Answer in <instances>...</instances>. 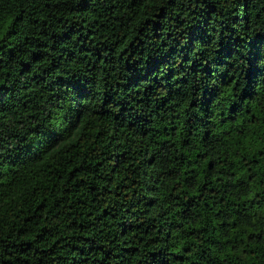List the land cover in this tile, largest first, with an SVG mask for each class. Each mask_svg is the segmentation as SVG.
<instances>
[{
	"label": "trees",
	"instance_id": "obj_1",
	"mask_svg": "<svg viewBox=\"0 0 264 264\" xmlns=\"http://www.w3.org/2000/svg\"><path fill=\"white\" fill-rule=\"evenodd\" d=\"M0 264H264V0H0Z\"/></svg>",
	"mask_w": 264,
	"mask_h": 264
}]
</instances>
